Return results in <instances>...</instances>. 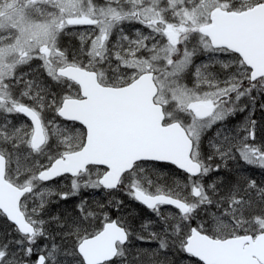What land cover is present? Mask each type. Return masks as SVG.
Returning a JSON list of instances; mask_svg holds the SVG:
<instances>
[{
	"label": "snow or ice",
	"instance_id": "6c2138e0",
	"mask_svg": "<svg viewBox=\"0 0 264 264\" xmlns=\"http://www.w3.org/2000/svg\"><path fill=\"white\" fill-rule=\"evenodd\" d=\"M0 224V264H264V0H0Z\"/></svg>",
	"mask_w": 264,
	"mask_h": 264
},
{
	"label": "trees",
	"instance_id": "16d2710c",
	"mask_svg": "<svg viewBox=\"0 0 264 264\" xmlns=\"http://www.w3.org/2000/svg\"><path fill=\"white\" fill-rule=\"evenodd\" d=\"M252 174H254L257 178H259V170H253V173H252ZM83 195L88 196V197L91 198V194H90V193L85 192ZM99 197H100V194L97 193L95 198H99ZM68 203L71 204L72 201H69ZM131 206H132L133 208L138 209V210L140 211V213H141V216H147V215H150V214L147 212V210H146V209H142V207H141L140 205L132 204ZM2 227H3V225L0 224V228H2ZM33 259H34V258H33Z\"/></svg>",
	"mask_w": 264,
	"mask_h": 264
}]
</instances>
